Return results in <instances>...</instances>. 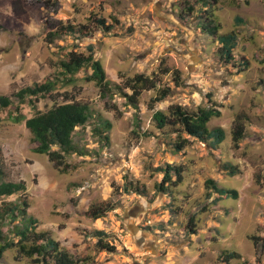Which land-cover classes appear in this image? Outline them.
Listing matches in <instances>:
<instances>
[{"label": "rangeland", "instance_id": "obj_1", "mask_svg": "<svg viewBox=\"0 0 264 264\" xmlns=\"http://www.w3.org/2000/svg\"><path fill=\"white\" fill-rule=\"evenodd\" d=\"M57 1L54 18L89 23V36L65 34L49 42L45 18L51 13L40 1L0 0V93L12 96L48 79L55 82L35 108L12 96V106L0 111L4 177L26 184L23 195L1 200L24 196L37 230L48 231L73 257L87 258L81 264H264V0ZM94 17L111 26L109 31L93 25ZM200 19L219 27L208 34ZM231 31L236 46L226 63L217 53L216 36ZM89 45L110 81L106 95L86 79L89 66L69 81L61 74L59 61L69 51L87 55ZM174 70L180 73L179 84ZM138 73L157 83L142 91L134 106L113 84L130 93L125 81ZM166 87L169 94L150 109V98ZM207 93L221 111L208 126L224 128V140L211 149L189 137L176 151V133L157 129L152 113L173 103L208 106ZM73 100L88 103L91 117L72 135L84 153L67 154L63 170L34 151L37 143L15 116L26 119ZM238 113L246 116L245 132L234 148L231 130ZM101 120L111 126L98 133ZM224 163L239 171L229 175ZM166 164L183 166L181 183L172 185L174 176L164 180L160 168ZM208 178L235 189L237 197L218 198L214 192L208 197ZM137 185L144 194L131 190ZM106 202L114 208L92 217ZM95 230L103 231L112 251L97 247ZM229 251L241 258L226 262L222 257ZM0 264L36 263L7 249Z\"/></svg>", "mask_w": 264, "mask_h": 264}, {"label": "trees", "instance_id": "obj_2", "mask_svg": "<svg viewBox=\"0 0 264 264\" xmlns=\"http://www.w3.org/2000/svg\"><path fill=\"white\" fill-rule=\"evenodd\" d=\"M44 8L51 13L45 18V24L50 30L46 37L49 42L55 38H59L65 34H73L75 37H87L92 32L91 26L88 24L75 25L70 22H63L54 18V14L59 10V2L57 0H38ZM205 11V10H204ZM207 11V10H206ZM210 11V9H208ZM211 13V12H210ZM238 21L241 18L236 17ZM93 25L100 27L105 31H109L111 26L105 24L102 18L94 17ZM212 21V20H211ZM202 30L208 34H214L218 29V24L212 22H204L200 19ZM219 46L217 53L226 63L233 59V49L236 46V34L234 31L221 33L216 36ZM88 54L85 55L76 51H69L67 58L59 61L61 74L64 75L66 81L72 80L74 75L83 67L89 66L92 72L86 76L87 80H92L99 87L102 95H106L110 91V81L106 79V74L101 62L94 57L92 46H88ZM245 63L239 62L238 65ZM167 72V69L164 70ZM175 83L179 84L180 73L174 70ZM157 80L155 77L145 75L143 73L135 74L133 77L125 81L123 88H128L130 93L123 92L122 87L113 84L115 89L126 97L128 102L137 106L138 97L144 90H150L156 87ZM55 87V82L48 79L40 84L27 86L16 91L12 96L16 97L18 102H27L36 107L38 99L44 98ZM170 88H162L158 93L150 98L149 108H153L154 104L162 101L168 94ZM12 96L0 93V111L6 109L13 104ZM207 99L210 105L198 106L195 109H189L177 103L167 106L166 110H155L152 113V120L157 129L165 127L171 128L177 135L178 140L174 143L176 151L181 150L189 143V137L205 143L211 149H217L225 138V130L221 126L209 127L208 123L213 117H219L221 111L218 105L211 99V93H207ZM91 117L90 106L86 102L73 100L70 102L60 103L52 106L45 111H37L29 118L24 119L21 114L15 116L16 121L24 120L25 126L32 135V140L37 143L34 151L45 154L49 161L60 168L65 169V156L70 153L78 152L83 154L77 145L73 142L72 135L76 127L83 126ZM245 114L238 113L234 118L231 130L232 146L239 147V143L244 137ZM111 126L108 120H101L100 126L96 128L100 133V129H108ZM182 134H185L183 137ZM107 141V136H103ZM55 147V148H53ZM2 150L0 149V200L4 197L19 194L23 195L26 191V184L23 180L14 181L7 180L4 177L2 168ZM164 174V180L170 181L174 176L172 185H178L183 179L184 168L181 165L166 164L160 168ZM223 169L229 174L234 175L239 168L231 163H224ZM160 190L165 191L161 184H157ZM207 189L206 193L210 197L211 192L217 194V197H237L235 189L224 188L217 185L215 180L208 178L204 181ZM128 191L129 188H126ZM131 190L144 194V189L135 186ZM29 202L23 196L18 200H1L0 202V258L7 249H15L17 257L29 258L36 264H81L87 261V258L73 257L65 248H62L57 240H55L48 231L37 230V220L27 213ZM113 205L105 203L102 209L96 208L91 212V216L98 218L106 211L113 209ZM3 227H5L3 229ZM97 236L96 245L101 250L112 251L114 246L102 239L103 231L95 230ZM253 243L256 245V237L253 236ZM226 262L230 259H239L241 254L236 251H229L222 257ZM240 264H246L242 260Z\"/></svg>", "mask_w": 264, "mask_h": 264}]
</instances>
